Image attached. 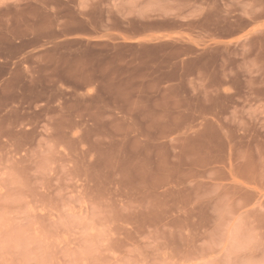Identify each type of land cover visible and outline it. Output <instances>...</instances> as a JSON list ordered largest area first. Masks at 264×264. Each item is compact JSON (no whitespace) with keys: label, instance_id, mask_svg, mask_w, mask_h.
<instances>
[{"label":"rangeland","instance_id":"rangeland-1","mask_svg":"<svg viewBox=\"0 0 264 264\" xmlns=\"http://www.w3.org/2000/svg\"><path fill=\"white\" fill-rule=\"evenodd\" d=\"M43 1L0 0V33L42 30L10 21L21 17L18 8ZM255 32L224 47L225 71L239 65L247 76L253 58L264 78V26ZM127 74L148 75L64 71V80L100 86L63 89L62 113L49 109L44 121L9 111L12 99L0 96V264H264V202L248 207L247 145L238 151L236 190L194 187L189 170L170 165L168 137L149 134L161 131L171 105L133 101L135 88L120 85ZM233 106L248 111L247 102ZM250 122L234 121L245 141L253 131L264 134L263 120ZM258 194L264 199V186ZM233 195L240 208L230 214Z\"/></svg>","mask_w":264,"mask_h":264},{"label":"crops","instance_id":"crops-1","mask_svg":"<svg viewBox=\"0 0 264 264\" xmlns=\"http://www.w3.org/2000/svg\"><path fill=\"white\" fill-rule=\"evenodd\" d=\"M17 12L21 17L10 24L42 30L0 33V96L12 99L9 111L48 120L49 109L57 115L63 111V89L100 86L96 81L64 80L62 73L69 69L89 74L146 72L147 78L135 80L127 74L120 85L135 88V102L143 96L151 103L171 105L160 119L161 131L149 133L168 137L163 145L170 165L189 170L196 177L190 182L194 187L236 190L238 151L246 144L248 207L264 202L258 194L264 186V134L253 131L245 141L241 127L233 128L234 121L244 118L264 121V111L258 110L264 105V78L258 80L253 58L243 77L239 65L227 72L222 63L226 45L245 36L249 42L256 26H264V0H44ZM148 57L153 61L145 63ZM117 58L118 65H105ZM65 59L73 63L65 64ZM238 82L246 100L236 89ZM240 101L247 102L246 113L235 106L228 110L229 104ZM226 201L230 214L237 213L239 197Z\"/></svg>","mask_w":264,"mask_h":264}]
</instances>
